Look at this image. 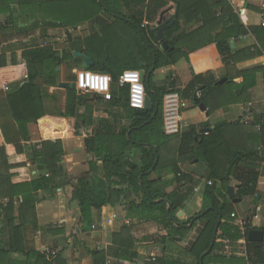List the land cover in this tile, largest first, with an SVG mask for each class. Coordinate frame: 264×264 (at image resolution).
<instances>
[{
    "label": "trees",
    "instance_id": "1",
    "mask_svg": "<svg viewBox=\"0 0 264 264\" xmlns=\"http://www.w3.org/2000/svg\"><path fill=\"white\" fill-rule=\"evenodd\" d=\"M206 1L0 0V15L8 14L7 24L15 25L18 18L23 23L32 21L18 30L31 33L39 28V38L42 39L46 38L47 29H73L85 22L100 31L91 37L78 39L77 43H70L69 51L58 52L46 46L29 48L22 53L27 78L21 84L12 85L6 95L16 144L10 150L0 147V264H51L46 253H39L33 247L32 235L38 230L44 236L63 235L65 228L63 224L38 226L36 205L40 200L37 194L53 195L64 186L71 188L70 200L78 204L80 216L77 225L81 234L98 229L95 226L103 208L117 205L125 208V218L129 223H154L158 226L160 231L153 235L152 240L164 247L168 241L174 242L176 238L184 240L192 229H196L194 239L184 249L193 258L191 263L170 261L161 256L149 264H200V256L208 250L202 264H264V238L261 244L248 242L247 233L251 230L249 221L239 226L231 218L233 207L227 197L231 178L240 183L234 198L241 200L256 195L258 173L255 165L238 168L240 162L250 160L249 156L222 149L226 147L219 137L226 125L215 127L206 136L199 135L191 125L177 135L167 136L163 133L162 100L165 95L177 93L182 100L191 102L195 107L203 104L211 113L238 103L241 95L253 86L246 81L239 85L231 84L233 77H227L223 84L216 85L211 72L201 74L199 67L194 65L196 59L181 52L183 27L201 22V30L197 32L200 33L216 20L221 25L219 32L206 38L198 48L213 43V52L210 53L213 59H220L222 65L235 61L230 55L229 41L245 36L247 28L241 25L227 0H211V4H205ZM169 2H174L176 16L173 28L164 32L163 40L168 45L164 51L156 35L158 28L154 26L144 30L140 24L146 19L157 25L160 13ZM216 10L220 14L218 17ZM261 37L264 38V34ZM66 38L69 40L67 35ZM113 41L112 50L107 43ZM130 42L131 45L136 44V54L133 51L130 53ZM115 44L121 48L117 49ZM74 51L90 58L93 63L83 70L111 76L112 100L104 102L98 96L79 95L74 87L69 88L74 77H68L63 89L64 109L60 113L65 124H57L62 127L56 129L57 126L47 119L46 96L37 81L40 80L42 86L59 88L56 69L65 61L72 62ZM124 52L127 59L123 61ZM181 57L191 64V80L184 89L170 87L168 82L162 85L151 83L155 70L174 65ZM2 63L0 58V67ZM128 70H152L145 85L152 103L151 110L130 109L126 100L127 90L116 87L118 77ZM241 75L247 76L246 73L236 72V76ZM198 90L201 97L195 104L194 95ZM99 109H102L101 113H97ZM155 109L157 112L153 116ZM30 125H36L41 141L27 147L17 144L31 140ZM254 125L260 126V135L264 134V116L256 117ZM82 128L91 130V134L82 139L84 151L90 157L88 171L68 178L62 165L64 149L61 138L64 132L80 137ZM2 133L6 138V127H3ZM173 142L177 143L174 150ZM27 158L30 168L26 166ZM195 159L205 163L209 170L208 178L213 183L204 188L202 199L204 210L207 207L212 209L205 214H202L203 210L187 222H179L176 215L193 194L195 183L180 171L178 164ZM214 182L220 184V189L215 187ZM164 201L170 203L169 215ZM217 213L221 221L216 228ZM128 231L129 228L125 226L112 235L115 247L93 249L90 252L92 264H106L109 257L116 260L113 264L117 261L134 263L137 254L131 251ZM118 239L122 240L117 242ZM72 240L77 242L74 236L66 242L72 244ZM227 240L233 252L238 243L244 242L243 254L226 257L224 246ZM13 254H18L23 260L12 259Z\"/></svg>",
    "mask_w": 264,
    "mask_h": 264
},
{
    "label": "crops",
    "instance_id": "2",
    "mask_svg": "<svg viewBox=\"0 0 264 264\" xmlns=\"http://www.w3.org/2000/svg\"><path fill=\"white\" fill-rule=\"evenodd\" d=\"M195 1V0H191ZM211 0H207L205 4H211ZM232 7L233 12L238 17L241 25L247 28L245 36L231 39L230 55L235 61L228 65H222L220 59L212 58L214 44L207 43L201 48L206 38L215 35L219 32L220 24L216 20L205 30L197 33L202 26V23L193 22L182 28V41L180 42L181 52L188 54L192 59H196L194 65L199 67L201 74L211 72L212 76L218 83L222 79L231 78V84H241L244 81L247 84H253L251 88L246 90L240 97V101L236 104L229 105L224 108L209 113L205 108V113L201 112L198 107H195L191 102L186 101L187 108L182 112V119L185 128L189 125L194 126L199 135H208L209 131L219 125H226L220 132V142L226 148L225 151H236L242 155L249 156V161L240 162L239 169H244L246 166H256L258 179L256 184V195L245 197L235 203L231 200L233 213L235 214L234 223L241 226L244 221H249L251 230H258L263 232L264 238V134L260 135V126H255L254 121L258 116H264V0H227ZM163 19L167 20L172 15L176 14L174 2H169L167 7L162 11ZM216 16L220 14L218 10L215 11ZM16 19L18 18L15 15ZM15 25L9 23L8 14L0 15V58L2 59V67H0V147H6L8 150L12 148L16 141L14 140V131L12 129V118L6 103V95L9 89L14 84H21L27 78L25 73V65L22 62V53L29 48L52 47L56 49V44L50 40L52 36L58 39V30L61 28L47 29L46 38L40 37V29L37 28L33 32L20 31L21 27H27L32 21L23 23L21 18L16 20ZM6 23V24H5ZM219 25V26H217ZM201 30V29H200ZM66 31V30H65ZM63 30V33L65 34ZM197 33V34H196ZM70 39V38H69ZM37 40V41H35ZM232 44V46H231ZM133 46V50H132ZM136 44L129 45L130 53L133 51L136 54ZM83 50V47H82ZM61 52L60 50H57ZM127 52V50H126ZM211 53V54H210ZM127 54L124 52L123 61L127 59ZM60 57V55H58ZM77 61V60H76ZM82 64L79 60L74 65L72 62L65 61L58 68L59 77L58 83H66V79L70 76L74 77V72L79 71L77 64ZM84 65H82L83 67ZM84 69V68H83ZM237 73H246L247 76H236ZM162 75L160 82L173 83L170 87H175L182 90L191 80V64L181 57L174 65L155 70L153 72ZM107 74V73H106ZM224 81V82H225ZM223 82V83H224ZM221 83V84H223ZM37 84L41 85L45 98V111L47 119L51 123L63 125L65 121L61 118L60 113L64 109L65 92L61 88L42 86L40 80ZM217 85V84H216ZM8 87V91L3 89ZM185 101V100H184ZM204 106V105H203ZM205 107V106H204ZM3 127L7 129V137L2 133ZM62 126H57L56 129ZM29 131L31 133V140L28 142H18L23 146H30L31 144L39 143L41 140L38 135L36 125H30ZM203 131V132H202ZM11 132L13 134H11ZM61 141L64 149L63 167L68 178L72 176L81 175L88 171L89 157L83 147V140L80 137L71 136L64 132ZM173 150L176 149L173 146ZM26 166L30 168L29 160L26 159ZM180 171L187 174L193 179L195 183L194 192L190 198L184 202L182 208L179 210L183 213V217L179 222H187L197 214L201 213L205 208V203L202 199L204 188L208 183H213L209 180V170L205 163L197 159L192 162L179 163ZM237 174L238 171H236ZM33 172L31 175L33 176ZM217 189H220V184L214 182ZM239 181L234 177L231 178L228 187L234 188V196L239 188ZM169 189L168 191H171ZM40 202L36 205V215L38 226L63 224L65 233L56 236H44L42 231L38 230L32 235L33 247L39 253L43 250H56L58 264H92V256L90 252L95 248L96 244L107 248L115 247L112 244V235L118 233L125 226L129 228L128 236L132 242V252L137 254L136 261L131 264H144L152 250H156L157 258H159L160 249L150 244V236L153 234L151 224L143 222H128L125 218V208L117 205L115 207L106 206L101 211L100 220L96 222L95 229L90 233L81 234L78 230V218L80 216L79 207L76 202L70 200L71 188L64 186L57 189L53 195L49 193L39 192ZM21 199H19V202ZM243 206L246 215L239 218L237 208ZM128 222V224H126ZM158 233V232H157ZM196 229H192L184 240L176 238L171 244L179 246V249H185L189 242L194 239ZM31 236V235H30ZM77 240L76 243H69L66 240L73 237ZM121 238V237H120ZM71 240V239H70ZM122 239H118L119 242ZM96 243V244H95ZM167 244L162 246V255L170 261H177L179 263H191L193 258L185 254L184 258L173 254V248H168ZM244 242L238 243L235 256L242 254ZM12 259L23 260V257L18 254H13ZM108 259L114 260L112 257ZM122 262V261H119ZM118 261L115 264L119 263ZM113 263V262H112Z\"/></svg>",
    "mask_w": 264,
    "mask_h": 264
},
{
    "label": "built area",
    "instance_id": "3",
    "mask_svg": "<svg viewBox=\"0 0 264 264\" xmlns=\"http://www.w3.org/2000/svg\"><path fill=\"white\" fill-rule=\"evenodd\" d=\"M156 27V23H149L146 19H144L141 24V29H148L152 27ZM264 26V23L262 24ZM138 74V79L136 81L137 84H140L143 86V106L142 107H134L133 101H132V82L127 81L123 79L125 74ZM90 74V75H89ZM105 78H107V84L106 87H99V83L103 81ZM93 80H95L97 86H93ZM73 87L75 88L76 92L81 95H94L100 97L104 102H109L112 100V85L113 80L110 75L102 72H92V71H86V70H79L74 72V82L72 83ZM146 83L144 80H142L140 76V71H123L121 75L118 77V80L116 82V87L120 89H126L127 90V105L132 110H142L144 109L145 105V96L147 94ZM3 89L5 91H8V87L4 86ZM201 97V91H196L194 98L199 99ZM187 108L186 101L182 100L181 97L177 93H169L163 97L162 100V114H163V133L167 136L177 135L180 134L184 129L185 125L183 123L182 119V112ZM97 113H101L100 111H97ZM91 134V130L89 128H82L80 130V137L82 139L87 138ZM208 185H211L209 182ZM232 219H235V214L231 215ZM128 224V222H126ZM244 222L241 223V226H243ZM96 249H100V245H95ZM244 251V248H243ZM224 252L226 257H230L235 255V253L232 251V248L230 246L229 241L227 240L224 246ZM42 253L47 254V259L51 262V264H56L55 259L57 257V251L56 250H43ZM243 254V253H242ZM157 259L156 250H152L148 257L145 259L144 264L154 263ZM113 261L111 259H107L106 264H113ZM118 264H131L127 261L119 262Z\"/></svg>",
    "mask_w": 264,
    "mask_h": 264
},
{
    "label": "water",
    "instance_id": "4",
    "mask_svg": "<svg viewBox=\"0 0 264 264\" xmlns=\"http://www.w3.org/2000/svg\"><path fill=\"white\" fill-rule=\"evenodd\" d=\"M99 2V0H98ZM175 16L176 14L172 15L171 17H169L167 20H164L163 19V13L161 12L160 15H159V18L157 20V25L156 27L158 28L157 32H156V35H157V38L159 41H161V48L166 51L168 49V45L167 43L163 40L164 39V32L167 31V30H170L173 28L174 24H175ZM65 34L68 36V38H70V35H69V32L66 30L65 31ZM232 46V44H231ZM73 60H72V63L75 65L76 64V59H80L82 60V62L84 63V67H90L92 66V61L90 58L86 57L85 55L81 54V53H78V52H73ZM171 53L168 54V57L169 59H171ZM56 71L58 72L59 69L57 68ZM152 70L151 71H148V72H145V71H140V76L142 78V80L145 81V83H147L149 77H150V74H151ZM225 81V79H222L220 80L218 83L216 84H221ZM173 83L170 82V86H172ZM66 87V84L65 83H60L59 84V88L61 89H64ZM69 88L72 89L73 88V84H70L69 85ZM194 103L197 104V99L194 98ZM144 109L146 110H151L152 109V103H151V99H150V96H149V93L146 94L145 96V105H144ZM198 109L201 111V112H204L205 113V107L203 106V104H199L198 105ZM157 110L155 109L154 113H153V116H155ZM205 115L207 116V113H205ZM203 132V131H202ZM157 163V158L155 160V163H154V166L156 165ZM234 188L233 187H228L227 188V195L228 197L235 203L236 201H238V199H235L234 198ZM160 201H156L155 203H159ZM167 208H166V213L167 215H169V211H170V203L168 201H164ZM212 209V207H207L202 214H205L207 213L208 211H210ZM218 214V222H217V225H216V228L218 227L220 221H221V216L219 213ZM183 217V213L181 211H179L176 215V218L178 220H181ZM189 228V226H187ZM216 230V229H215ZM215 236H216V231L213 233V239H212V243H211V247L213 246V243H214V240H215ZM247 241L250 242V243H256V244H261L263 242V232L262 231H258V230H249L248 233H247ZM209 253V250L205 253H203L201 256H200V264H202V260L203 258Z\"/></svg>",
    "mask_w": 264,
    "mask_h": 264
},
{
    "label": "rangeland",
    "instance_id": "5",
    "mask_svg": "<svg viewBox=\"0 0 264 264\" xmlns=\"http://www.w3.org/2000/svg\"><path fill=\"white\" fill-rule=\"evenodd\" d=\"M106 19V18H105ZM90 27H89V25H88V22H85V23H83V24H81V25H79V26H77L76 28H73V29H66L68 32H69V35H70V39L68 40L67 38H66V34H64L63 33V30H58V32H59V36H58V39L56 38V37H54V36H52L51 37V41H52V43H54V44H56L57 46H56V49L57 50H60V51H69V46H70V43H72V42H74L72 39H76V40H78V39H85L86 37H88V35L89 34H92L93 32L89 29ZM65 31V30H64ZM96 31H98V30H96ZM95 31V32H96ZM98 34L100 33V31L99 32H97ZM110 37H112L111 35H110ZM134 40V39H133ZM114 42L115 41H113L112 43H107V45L108 46H110L111 47V49L113 50V44H114ZM74 43H76V42H74ZM80 47L82 48L83 47V45L80 43ZM115 47L118 49V47H120L121 48V46L120 45H118V46H116V44H115ZM80 60V59H79ZM82 61V60H81ZM82 65H84V63L82 62V64L80 63V64H77V68H78V70H83V68H84V66L82 67ZM162 75H160V74H157V73H154L153 74V76H152V78H151V83L152 84H155V85H159V84H164L165 83V81H163V82H160V80H161V77ZM79 95H81V94H79ZM99 111L101 112L102 111V109H99ZM82 139V138H81ZM176 142H173V145L176 147ZM88 159H90V157H88L87 158V160ZM237 211H238V214H239V218H243V217H245V213H246V211H245V209L243 208V206H239L238 208H237ZM151 226H152V228H153V234L150 236V241H148L150 244H154V245H156L159 249H160V254H159V257H161V256H163L162 255V250H161V248H162V245L160 244V243H154V241L152 240V237H153V235H155V234H157V232L158 231H160V229H159V227L158 226H156L155 224H151ZM170 242L168 241L167 242V244H169ZM96 244V243H95ZM166 244V245H167ZM96 247V246H95ZM166 247H168V248H173V254H175L176 256H180L181 258H184V256H185V254H186V252H185V250L183 249V251H181L182 249H179V246H176L174 243L173 244H171L170 243V245H168V246H166Z\"/></svg>",
    "mask_w": 264,
    "mask_h": 264
},
{
    "label": "clouds",
    "instance_id": "6",
    "mask_svg": "<svg viewBox=\"0 0 264 264\" xmlns=\"http://www.w3.org/2000/svg\"><path fill=\"white\" fill-rule=\"evenodd\" d=\"M90 75V74H89ZM123 79L132 82V101H133V106L134 107H142L143 106V86L140 84H137L136 81L138 79V74L133 73V74H125ZM72 84V83H71ZM107 84V78H105L103 81L99 83V87L103 88L106 87ZM93 86L96 87L97 84L95 80H93Z\"/></svg>",
    "mask_w": 264,
    "mask_h": 264
},
{
    "label": "flooded vegetation",
    "instance_id": "7",
    "mask_svg": "<svg viewBox=\"0 0 264 264\" xmlns=\"http://www.w3.org/2000/svg\"><path fill=\"white\" fill-rule=\"evenodd\" d=\"M131 25L134 26L132 22H131ZM89 27H90L89 29H90L92 32H93V31H94V32H93L92 34H89L88 37H91V36L97 34V32H99V28H97V27H95V26L92 27L91 25H89ZM96 30H98V31H96ZM95 31H96V32H95ZM72 40H73L74 42H76V43L78 42V40H76V39H72Z\"/></svg>",
    "mask_w": 264,
    "mask_h": 264
}]
</instances>
